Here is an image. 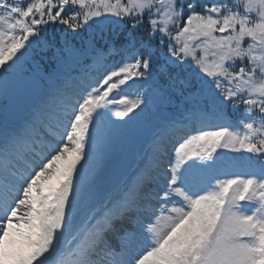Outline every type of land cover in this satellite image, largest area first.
I'll use <instances>...</instances> for the list:
<instances>
[{"label":"snow or ice","instance_id":"snow-or-ice-1","mask_svg":"<svg viewBox=\"0 0 264 264\" xmlns=\"http://www.w3.org/2000/svg\"><path fill=\"white\" fill-rule=\"evenodd\" d=\"M50 24L83 32L81 56L124 59L62 93L58 113L0 131V264H264V160L217 172L218 149L264 158V0H0V70ZM50 47L59 59L67 42ZM146 79L163 100L196 96L217 119L227 105L243 112L183 138L167 167L156 134L130 176L98 185L84 173L104 149L105 117L143 111L148 101L123 88Z\"/></svg>","mask_w":264,"mask_h":264},{"label":"rangeland","instance_id":"rangeland-1","mask_svg":"<svg viewBox=\"0 0 264 264\" xmlns=\"http://www.w3.org/2000/svg\"><path fill=\"white\" fill-rule=\"evenodd\" d=\"M96 31L97 28L94 26L92 29L88 30V35H91ZM83 36V32L67 33V31L61 30V25L50 24L48 25L46 32H44L41 37L33 38L31 47L26 46L27 51L23 49L21 50L24 52V55L20 56L19 53L17 54L20 56V58L15 64L9 62V64L12 66L8 68L7 71L0 70V131H2L5 127L18 125L8 123L5 113L7 96L9 92L14 89L18 82L35 75L40 80H42L44 84V92L42 94V98H44V100L41 98L42 102L40 100L36 104L37 106H34L36 109L34 110L35 112L33 113V116L38 114L40 110H48L52 113H58L60 109L62 93L64 95L67 94L66 96H74L75 94H79L89 85L94 86L95 82L102 77L106 70H110L112 67L121 64L122 60L124 59L122 54H109L101 63L95 62L91 55H79L75 49L81 46L83 42ZM65 41L67 42V47L64 50L63 57L59 59L53 57V50L50 45L55 42L57 47H60L65 43ZM123 91L129 96H133L137 93L141 94L148 101L147 107L142 105L144 110H136V113L132 116L131 120H129L127 117L123 120H120L114 115L105 117L104 126L107 132L106 143L102 153L95 160H90L89 164L85 166L86 178L95 176L96 172L102 170L105 166H108L110 163L108 162V159L110 158L108 156L112 155L114 152L119 154L120 146L123 145V147H126L125 145H128V147L136 148L135 146H137L138 143L132 142L129 139L130 136H136V139H143L142 142L144 145L141 146V148L138 147L136 150L133 148L135 150L133 153L135 154L136 161L138 158L140 159L143 156L144 152H141V150L145 146L148 148L149 154L152 151L153 148H149V141L152 140L153 134L158 131H161L163 134L165 130L160 128L164 127V124L168 121L178 120L181 115L182 118L186 115H192L191 118L197 115H203V117L201 116L202 119L206 117V122H208V120L212 122H203L204 125L198 124L199 128L205 126L210 130L211 126L219 125L221 123H228L229 121H237L243 112V107L241 106V109L238 112H235L238 118H231L229 112H234L231 108V105H227L224 107L226 119H217L211 106L205 105L198 101L196 96L185 94L183 97L177 95L171 101L163 100L158 95L156 82L152 79L140 80L135 83L130 81L129 85L123 88ZM201 107H204L206 110L201 112L199 110ZM192 119L194 122H196L199 117ZM197 122L200 123V121ZM51 124L53 127L55 126V124ZM193 125L196 127V123ZM140 126L147 128L148 133L143 135V133L140 131ZM187 129L190 132L191 129ZM38 131L41 132L42 127H40V129L36 128L34 133L36 137L34 136V138H38ZM174 133H171V135L169 133L166 134L167 142L164 144L169 147L168 155H170H165V158L162 160V167H166L169 160L174 156L173 149L175 146L173 143H176L175 145H177L179 143L178 139L181 136L186 135V131H181L179 132L181 135L175 138L174 136H176V134ZM193 133L195 132L193 131L191 134ZM45 136L49 137L47 138L49 140L52 139V137L46 131L43 134L44 138ZM39 140L36 139L38 144ZM126 140L130 141L127 142ZM152 141H154V139ZM136 153H138V157H136ZM218 153V173L226 172L244 174L245 172H255L258 171L259 162L264 160L262 157H255L248 153L241 152L239 154H235L228 149H218ZM101 155L106 156L100 158ZM168 157H170V159H168ZM248 157H252L251 162H249ZM123 158L124 155L120 160ZM120 162L121 161H119V163ZM110 165L112 164L110 163ZM102 175L99 177V179L96 178V183H99L98 185H106L109 181H112V176L110 178L107 177L108 174H106V172H103ZM212 182L214 183V180ZM70 260L71 258L67 260V263H69ZM69 264H71V262Z\"/></svg>","mask_w":264,"mask_h":264},{"label":"water","instance_id":"water-1","mask_svg":"<svg viewBox=\"0 0 264 264\" xmlns=\"http://www.w3.org/2000/svg\"><path fill=\"white\" fill-rule=\"evenodd\" d=\"M43 92V83L37 76L24 79L16 84L7 98L6 118L10 123L22 122L31 108L39 101V96ZM147 133V129H143ZM134 163V155H126L122 164L117 168L112 181L117 178H125L131 171Z\"/></svg>","mask_w":264,"mask_h":264},{"label":"bare ground","instance_id":"bare-ground-1","mask_svg":"<svg viewBox=\"0 0 264 264\" xmlns=\"http://www.w3.org/2000/svg\"><path fill=\"white\" fill-rule=\"evenodd\" d=\"M67 95V94H66ZM49 97V96H48ZM41 98H42V96H41ZM41 98H40V100H41ZM43 100H44V98H42ZM46 99V98H45ZM48 99V98H47ZM41 102H42V100H41ZM40 102V103H41ZM39 103V104H40ZM37 106V105H36ZM35 106V107H36ZM47 106V105H46ZM45 106V107H46ZM36 108H33L31 111H30V113H29V115H28V117L23 121V122H25V121H27L28 119H30V118H32V116H33V113L35 112L34 110H35ZM182 116V115H181ZM179 117V119L178 120H175V121H168V122H166L165 124H164V127H162V128H160V129H163V130H165V132L163 133V139H162V143H163V145H165L166 146V151L164 152V156H163V158H165V155L166 156H169L168 155V153H169V151H168V146L166 145V144H164L165 142H167V137H166V134H170L171 135V133H174V132H183V131H185V129H187V128H191L190 126H192L195 122L193 121V119L191 118V116H183V118L182 117ZM203 117V116H202ZM22 122V123H23ZM51 123H53V124H55V121L53 120ZM21 124V123H20ZM19 125V124H18ZM40 127H42L40 124H37L36 125V128L37 129H40ZM203 127H205V126H203ZM36 128H35V130H36ZM207 128V127H206ZM35 130L34 131H30V133H29V139L30 140H33V138H32V135L35 133ZM162 130V131H163ZM40 131V130H39ZM38 131V134H37V137L38 138H40V136H42V131L41 132H39ZM158 132H160L161 133V131H158ZM158 132H156V133H154L153 134V138H152V140L154 139V137L156 136V134L158 133ZM193 131H191L190 130V132H187L186 133V135H184V136H181L179 139H178V141L179 142H182V140H183V138H185V137H187L188 135H190L191 133H192ZM185 133V132H184ZM44 134V133H43ZM35 136V135H34ZM36 137V136H35ZM145 138V137H144ZM35 139V138H34ZM129 139L132 141V142H134V143H138L137 144V146H135L136 148H138V147H140L141 148V146H143L144 144H143V139L142 138H139V139H136V136H130L129 137ZM130 140H128V141H130ZM149 141V148H153V141ZM127 141V140H126ZM127 141V142H128ZM127 144V143H126ZM172 144V143H171ZM176 144V143H175ZM174 143H173V145L174 146H176ZM125 145V144H124ZM36 146H37V148H39V144L38 143H36ZM126 147H123V145L122 146H120V152H119V154L117 153V152H114L112 155H110V156H108V157H110L109 159H108V162H110L112 165H110V163H109V165L108 166H105L102 170H100V171H98V172H96L95 173V177L96 178H98L99 179V177H101V175H102V173L104 172H106V174H108L107 175V177H111L112 176V174L114 173V171L116 170V168H117V166L119 165V161H121L120 159L123 157V155H125L127 152H135V150H136V148H132V147H128V145H125ZM137 151H138V149H137ZM136 151V152H137ZM141 152H144V154H143V156L139 159H137L136 161H135V164H134V166H133V169H132V171H131V173L129 174V176L139 167V166H141L142 165V163H144L145 161H146V159H147V156L149 155V151H148V148H146V146L141 150ZM105 153V152H104ZM137 155H136V157H138V153H136ZM103 156H106V155H101V157L100 158H103ZM168 159H170V157H168ZM165 160V159H164ZM164 163V162H163ZM168 164V163H167ZM167 164H165V165H167ZM167 167V166H166ZM85 174V173H84ZM87 174V173H86ZM103 176V175H102ZM108 178V179H109ZM97 184H99V183H97ZM70 258H68V260H69ZM68 264V263H67Z\"/></svg>","mask_w":264,"mask_h":264},{"label":"trees","instance_id":"trees-1","mask_svg":"<svg viewBox=\"0 0 264 264\" xmlns=\"http://www.w3.org/2000/svg\"><path fill=\"white\" fill-rule=\"evenodd\" d=\"M61 30H62V31H67V33H71V30H67V29H65V28L62 27V26H61ZM58 45H60V44H58Z\"/></svg>","mask_w":264,"mask_h":264}]
</instances>
